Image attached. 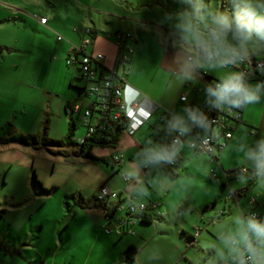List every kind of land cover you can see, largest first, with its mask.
I'll use <instances>...</instances> for the list:
<instances>
[{
  "label": "crops",
  "instance_id": "0c3cea01",
  "mask_svg": "<svg viewBox=\"0 0 264 264\" xmlns=\"http://www.w3.org/2000/svg\"><path fill=\"white\" fill-rule=\"evenodd\" d=\"M140 5L153 6L149 3ZM74 7L75 11L82 10L79 6ZM83 17L86 20V16ZM47 22L46 18L45 23L38 24L48 28ZM105 22L108 20L104 19ZM131 23L129 31L111 26L114 34L116 31L131 34L128 42L132 50L124 69L116 65L117 46L111 32L96 24L91 16L78 25L83 29L89 28L93 33L85 51L103 55L101 61L93 63L97 67L96 74L113 71L126 83V95L138 91L140 105L150 113L148 118L133 131L125 124L117 134L115 146L92 148V153L107 158V163L91 162L81 156H72V160L67 161L59 153L43 147H31L33 150H45L46 155L39 151L44 156L38 158L34 168L40 183L48 190L63 185L66 198L73 193V201L81 198L86 203L83 208L74 203L76 206L65 225L66 231L59 235L58 243L52 250L53 256H57L61 248L59 255L62 260L54 264H200V259L195 260L188 252L191 246L203 251L206 249L209 255L204 259L209 264L218 261L229 264L244 248L243 244L235 243L242 229L237 221L246 224L252 218L249 212L264 213V170L258 167L264 153V65L260 68V75L245 83V89L256 99L243 100L241 120L232 121L231 136L226 144L222 148H214L210 156L191 145L193 135L186 133L172 146L171 152L177 156L176 164L165 170L161 166V150L167 137L160 117L163 109L177 117L172 121L174 127L185 130V123L197 122L203 114L199 108L211 95L207 84L214 79L224 82L227 78L238 76V72L229 68V74L222 71L214 73L210 70L212 68H206L205 61L217 63L218 59L203 55L200 51L204 50L195 41L185 40L167 25L152 19H132ZM82 35L87 36L86 33ZM67 37L64 43L58 41L62 37L57 39V46L51 53L54 65H60L57 79L42 83L38 69L35 73H28L29 80L25 84L26 69L22 67L20 76L1 80V84L13 86L12 100L22 101L36 111L28 124L24 119L25 116L28 118L27 111L21 110L18 122L12 124L16 130L23 133L25 129L33 128V133H41V121L46 118V135L54 138L65 134L71 118L80 125L78 114L86 107L89 97L85 95L88 101L84 98L78 101L84 91L76 89L80 87L75 81L79 74L77 64L65 62L64 66L62 63L70 46L78 40L73 36ZM145 37L149 38L147 43H144ZM209 47V51H215L214 44L213 48ZM247 54L258 57L249 49ZM189 55L191 59H188ZM260 55L264 56V50ZM182 94L184 100L180 99ZM191 106L193 110L189 109ZM205 133L203 128L197 132L199 135ZM25 146L29 147L17 143L0 146V160L3 163L18 161L31 165L34 161L26 156ZM242 166L250 171L257 170L258 174L250 177L230 173ZM45 172L55 175L47 177ZM100 185L122 195L133 194L136 201L148 205L153 203L145 210L147 215H151L149 222L134 218L129 224L133 234L105 233L100 227L105 217L95 200V191ZM246 185L247 189L240 190ZM115 215H121V212L116 211ZM20 226L16 224L13 228L12 235L16 241L14 236H10L9 224L3 229L6 236H0V264L9 258L14 263L18 258L16 255H19L21 263L17 261L15 264H24V260L27 264H34L38 252L31 251L29 245L32 243L26 240V229ZM253 240L259 259L264 245H260L255 238ZM128 245L136 248L131 260L122 256ZM251 260L254 264L252 257Z\"/></svg>",
  "mask_w": 264,
  "mask_h": 264
},
{
  "label": "rangeland",
  "instance_id": "374dc122",
  "mask_svg": "<svg viewBox=\"0 0 264 264\" xmlns=\"http://www.w3.org/2000/svg\"><path fill=\"white\" fill-rule=\"evenodd\" d=\"M143 3L153 6L140 5ZM238 3L239 0H0V127L7 122L11 124L18 122L20 118L18 115L23 109L27 111L28 118L25 116L26 121H24L28 124L36 114L34 107L25 105L21 103L22 101L12 100L15 92L13 86L6 83L1 84V82L9 77L20 76L22 67L26 69L25 84L29 80L28 73L30 71L35 73L38 69L42 83L47 84L57 79L60 65H54L51 53L58 41L64 43L68 39L67 36L78 39L73 42V45L79 44L85 37L82 35L85 33L84 29L80 26L89 16L95 20L96 24L104 26L108 32H111L113 37L114 32L111 31V26L120 28L122 31H129L132 29V19H152L171 27L185 40L194 41V32L198 33L208 42V46L212 47L214 43L211 41L210 34L213 29L217 28V18L223 14L234 21ZM252 3L258 9L264 8V0H252ZM74 6H79L82 10L75 11ZM40 15L47 18L49 29L38 24L36 16ZM83 15L86 16V20ZM104 19L108 22L104 23ZM74 26L78 29L76 30ZM189 27L193 31H188ZM132 33L134 34V31ZM160 33L164 34V31ZM57 34L62 37L61 40L56 41ZM148 39L145 37L144 43H147ZM227 40L232 45L238 44L239 41L234 36V28L227 33ZM148 43L151 44V42ZM246 47L256 56L261 57L264 41H259L254 37ZM63 60L62 63L65 66V58ZM205 64L206 68H212L210 70H214V73L222 71L229 74L231 71L229 67H223L219 60L217 63L205 61ZM13 65L16 67H12ZM78 77L79 74L75 81L81 87L84 80ZM85 95L81 93L78 101L81 102L83 98L88 101L89 96ZM27 130L25 129L23 134L35 132L33 128ZM81 131L84 133L85 128L78 124L73 138H80ZM54 138L60 137L55 136ZM0 146H6V144H0ZM24 148L28 152L26 156L34 161L31 165L29 163L24 165L18 161L3 163L0 160V236H6L3 229L8 224L10 225V236H14L12 235L14 226L21 225V228L26 229V240L32 243L29 248L31 251L38 252L34 264H54L55 261L59 263L62 260L59 255L61 248L58 249L57 256H53L52 250L54 244L58 243L59 235L65 233V225L76 205L72 197L66 198V189L63 185L52 187L50 190L42 185L45 189L42 190L31 181L32 170L36 175L34 168H36L38 158H43L41 156L46 154L43 149L33 150L30 146ZM39 151L43 154H39ZM44 174L47 177L55 175L49 172ZM38 181L40 182L39 179ZM64 199L68 200L69 209L65 208ZM14 238L16 241L15 236ZM188 249L191 257L195 260L200 259V264L204 261V264H209L208 260L204 259L209 255L206 249L203 251L196 246ZM16 257L20 258L19 255ZM18 258L14 260V263L9 258L3 264H15L17 261L21 263ZM27 263L24 260V264Z\"/></svg>",
  "mask_w": 264,
  "mask_h": 264
},
{
  "label": "built area",
  "instance_id": "2783aa9c",
  "mask_svg": "<svg viewBox=\"0 0 264 264\" xmlns=\"http://www.w3.org/2000/svg\"><path fill=\"white\" fill-rule=\"evenodd\" d=\"M36 17L40 23H45L46 18L44 16ZM84 32L87 36L82 38L79 44H72L69 53L65 58L66 63H76L81 76L87 79L84 86V93L89 96V102L83 111L78 114V120L85 127L84 134L92 131L95 124V121L92 120L94 117L90 116L92 115L91 109L95 107L96 103H99L100 108H103L104 103L109 97H111L116 104V108L111 114L110 119L106 121V124L101 122L102 127L108 128L110 126V121L125 116L128 119L126 123L127 127L130 131H133L148 118L150 113L140 105L138 91H134V93L130 95L124 93L127 85L116 75L115 72L111 71L107 74H101L100 77H98L93 63L101 61L103 55L100 52L89 53L85 51L87 45L92 41V36H90L87 28L84 29ZM114 37L117 46L116 65L124 69L132 50L131 45L128 42L131 34L128 32H118L114 34ZM56 38L60 39L61 37L57 35ZM203 53L212 57L218 56V60L223 67H230L231 65L240 67L237 72L242 85H245L248 78L255 75V72L260 71V68L264 65V56L255 57L252 54H246V57L243 60L237 59L232 61L229 57L223 54H216L215 51H204ZM187 57L188 59H191L190 55ZM220 84H222V82L217 80H211L207 84L211 95L199 108L200 112L202 111L203 113L202 115L211 114L207 118L210 128L216 124L223 127V130H221V133L219 134L220 138L215 142L209 132L201 135L197 134L200 128L205 127V124H199L200 118L197 122L192 124L185 123V130H182L173 126L172 121L177 117L168 110L163 109L160 117L164 123V130L167 134V138L161 150V166L165 170L171 169L172 166L176 164L177 156L172 154V146L183 139L186 133L193 135V141L190 142L191 145H194L210 156H212L214 148H222L226 144L228 138H230L232 121L241 120L242 101H240L239 105L233 104L231 102L235 100L233 96H230L227 100H220L216 95L217 85ZM180 99L184 100L185 96L182 94ZM75 107L77 109V106ZM189 109L193 110L194 108L191 106ZM249 130L250 132L252 131L251 128ZM84 134L80 138H77L78 142L82 140ZM114 158L116 159L117 156L115 155ZM230 173L233 175L244 173L250 177H255L258 174V171H250L247 167L242 166L232 169ZM95 199L97 201H104L107 206L113 207L112 210H108L107 212L102 209L105 221L100 224V227L105 233H114L117 235L124 233L133 234L134 231L129 226L134 219L133 216L146 210L148 206H153V203H149L148 205L147 203L136 201L133 194L125 193L122 195L105 185H100L96 189ZM250 200H252V197H250ZM116 211L121 212V215H115ZM249 216L264 222V213L259 215L256 212H249ZM239 256H241V258L234 257L231 259L230 263L241 264L243 261V264H251V254L245 248L241 250Z\"/></svg>",
  "mask_w": 264,
  "mask_h": 264
},
{
  "label": "trees",
  "instance_id": "16d2710c",
  "mask_svg": "<svg viewBox=\"0 0 264 264\" xmlns=\"http://www.w3.org/2000/svg\"><path fill=\"white\" fill-rule=\"evenodd\" d=\"M87 29H88L90 36H92L93 33L91 32V30L89 28ZM118 32L120 31H116L115 34ZM200 53H202L203 55L213 60L218 59V56L212 57V56H209L208 54L203 53L202 51H200ZM94 68L96 71L97 67L95 66ZM229 68L234 71H238L240 69V67H237L235 65H231ZM77 69H78L79 77L82 78L84 82H87V79L81 76L78 66H77ZM100 75H101V72L98 74V77H100ZM256 75H260V72L259 71L255 72V75L249 77L248 80ZM214 80H217L223 83V81L219 79H214ZM243 86L245 88V85ZM76 89L78 91H84V86L76 87ZM233 97L234 99L239 98L236 96H233ZM241 101L243 102L242 99ZM115 108H116V104L113 102L111 97H109L107 101L104 103L103 108H100V104L96 103L95 107L91 109L92 115H90L91 117H94V119L92 120L95 121L93 130L84 134L80 142H78L77 139L73 138V134L78 124L74 118H71L69 120L65 134L58 139H54L46 135V132H45L46 118H44L41 121V133L23 134L20 131L16 130L10 122L3 124L0 127V144L2 145V144H9V143H17V144H22V145H28L34 148L43 147L48 151L61 154L64 157V159L67 161L72 160V156H81L91 162L107 163L109 162L108 159L105 157L94 155L92 153V148L95 146H100V147L115 146L117 134L121 129H123L128 119L125 116H121L117 118L116 120H112L110 121V126L108 128L102 127V124H101V122L106 124V121L110 119V116L114 112ZM209 115L211 114L209 113V114L202 115L200 117L199 124L200 125L205 124V127H203V129L205 130V132H209V134L211 135V137L213 138L215 142L220 138L219 134L221 133V130H223V127L216 124L210 128L209 122L207 121V118ZM80 124L82 123L80 122ZM241 174H244V173H241ZM31 181L34 184H36L38 187H40V189L45 190L43 189L42 184L38 181L33 170H32ZM69 196L74 198L73 193L70 194ZM74 203L80 208L86 207V203H84V201H82L81 198H79L78 200H75ZM63 204L65 205V208L69 209V202L67 199L63 200ZM96 204L97 206L101 207V209H103L105 212L113 209V207L107 206L104 201H97ZM137 218H139L141 222H149L151 215H147L145 210H143L140 213H138ZM135 252H136V248L133 245H128L123 250L122 256L126 260H131L134 257ZM238 258H241V256H238ZM214 264H224V263L221 261H218Z\"/></svg>",
  "mask_w": 264,
  "mask_h": 264
},
{
  "label": "clouds",
  "instance_id": "9594fccd",
  "mask_svg": "<svg viewBox=\"0 0 264 264\" xmlns=\"http://www.w3.org/2000/svg\"><path fill=\"white\" fill-rule=\"evenodd\" d=\"M217 28L211 32V41L215 45L216 54H223L232 61L243 60L247 54V43L254 37L259 41H264V8L258 9L252 0H239L237 11L233 19L226 15H220L216 20ZM234 28V36L238 39L237 45H232L227 40V33ZM188 31H193L189 27ZM193 39L195 43L205 52H208V42L198 33L194 32ZM216 95L220 100H227L230 96L239 97L231 101L239 105L241 99L245 101L255 100L254 94L247 91L242 85L238 76H233L217 85ZM258 167L264 170V153L258 161ZM242 226L239 232V239L235 243L243 244L244 248L251 253L254 264H264V249L259 252L257 259V248L253 246V238L264 245V223L253 218H249L245 224L244 221H237ZM251 234V236L249 235ZM243 264V261L241 262Z\"/></svg>",
  "mask_w": 264,
  "mask_h": 264
},
{
  "label": "water",
  "instance_id": "95a60500",
  "mask_svg": "<svg viewBox=\"0 0 264 264\" xmlns=\"http://www.w3.org/2000/svg\"><path fill=\"white\" fill-rule=\"evenodd\" d=\"M247 188H248V185H246V186L240 188V190H244V189H247ZM230 190H231V189H230ZM231 191H232V190H231ZM133 217H134V218H137V215H134Z\"/></svg>",
  "mask_w": 264,
  "mask_h": 264
}]
</instances>
